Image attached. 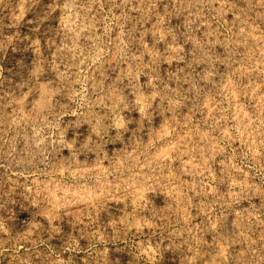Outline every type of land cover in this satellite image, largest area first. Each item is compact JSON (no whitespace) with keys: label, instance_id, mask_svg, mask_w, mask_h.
I'll list each match as a JSON object with an SVG mask.
<instances>
[{"label":"rangeland","instance_id":"1","mask_svg":"<svg viewBox=\"0 0 264 264\" xmlns=\"http://www.w3.org/2000/svg\"><path fill=\"white\" fill-rule=\"evenodd\" d=\"M0 264H264V0H0Z\"/></svg>","mask_w":264,"mask_h":264},{"label":"bare ground","instance_id":"2","mask_svg":"<svg viewBox=\"0 0 264 264\" xmlns=\"http://www.w3.org/2000/svg\"><path fill=\"white\" fill-rule=\"evenodd\" d=\"M103 232V231H102ZM100 233V232H99ZM104 234V233H103ZM102 233L101 234H98L97 236H99L98 238H99V241L100 242H104V243H106V244H110V246H105L104 245V248H103V250H105V251H107L108 253H109V255H110V257L112 256V251H115V250H117V249H119V248H123L124 246H123V244L122 243H124V244H126L125 243V241H122V243H119V242H117L118 241V238L117 237H119V236H117V237H115V236H110V235H103ZM126 237V236H125ZM121 240H122V238H121ZM97 241V240H96ZM110 242V243H109ZM99 243V242H98ZM124 249V248H123ZM109 257V256H108ZM106 258V257H105ZM114 259H116V257H113ZM118 258H117V262H118ZM112 261H114V260H112ZM107 262V261H106ZM109 262V261H108ZM115 262H116V260H115ZM121 262V261H120ZM119 263V262H118Z\"/></svg>","mask_w":264,"mask_h":264}]
</instances>
